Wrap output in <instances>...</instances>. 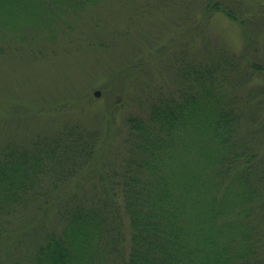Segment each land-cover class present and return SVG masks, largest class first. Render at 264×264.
<instances>
[{
    "label": "trees",
    "instance_id": "obj_1",
    "mask_svg": "<svg viewBox=\"0 0 264 264\" xmlns=\"http://www.w3.org/2000/svg\"><path fill=\"white\" fill-rule=\"evenodd\" d=\"M30 1L20 0L35 19ZM203 11L238 22L245 48L180 63L178 89L126 117L123 162L98 170L97 180L89 169L91 194L69 195L32 264H101L104 251L118 253L119 264H264V144L233 92L258 75L264 93V62L258 49L249 55L257 37L243 14L221 0H206ZM101 142L97 127L79 123L8 141L0 149V226L34 203L49 209L52 194L91 167Z\"/></svg>",
    "mask_w": 264,
    "mask_h": 264
},
{
    "label": "rangeland",
    "instance_id": "obj_2",
    "mask_svg": "<svg viewBox=\"0 0 264 264\" xmlns=\"http://www.w3.org/2000/svg\"><path fill=\"white\" fill-rule=\"evenodd\" d=\"M4 1L0 149L8 141L31 142L68 123L97 127L102 133L101 150L91 167L52 194L55 204L42 211L46 205L34 203L24 215L0 226L7 232L0 236V264H32L34 247L56 223L69 195L76 190L90 195L98 170L123 162L126 117L143 112L159 93L177 90L180 63L225 51L241 53L247 38L240 24L224 13L205 14L206 0H31L35 19L23 12L20 0L9 7ZM221 1L245 16V27L257 37L249 55L256 58L258 49L264 62V0ZM262 83L255 75L233 89L243 99L244 115H252L253 135L261 146ZM88 173L95 179L87 180ZM123 233L127 245V221ZM101 258V264H119L118 253L104 251Z\"/></svg>",
    "mask_w": 264,
    "mask_h": 264
},
{
    "label": "water",
    "instance_id": "obj_3",
    "mask_svg": "<svg viewBox=\"0 0 264 264\" xmlns=\"http://www.w3.org/2000/svg\"><path fill=\"white\" fill-rule=\"evenodd\" d=\"M95 94H96V95H99V94H100V91H99V90H96V91H95Z\"/></svg>",
    "mask_w": 264,
    "mask_h": 264
}]
</instances>
